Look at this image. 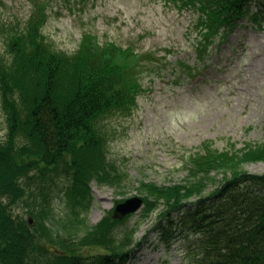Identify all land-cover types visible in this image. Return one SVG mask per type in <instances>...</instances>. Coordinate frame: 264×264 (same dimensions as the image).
<instances>
[{
	"label": "trees",
	"instance_id": "obj_1",
	"mask_svg": "<svg viewBox=\"0 0 264 264\" xmlns=\"http://www.w3.org/2000/svg\"><path fill=\"white\" fill-rule=\"evenodd\" d=\"M173 1L197 9L207 38L245 18L264 24V0ZM34 5L22 26L0 20L8 130L0 140V264H128L141 243L128 225L121 237L116 231L133 216L117 220L113 209L80 237L79 207L92 202L93 181L116 185L125 177L108 161L109 124L134 115L145 93L142 80L157 72L155 57L88 32L73 52L60 50L43 33L48 3ZM209 145L186 159L182 184L140 183L142 215L161 209L154 229L177 247L181 264H264V174L244 168L264 162V143L242 151ZM56 190L70 199L67 221L55 218Z\"/></svg>",
	"mask_w": 264,
	"mask_h": 264
},
{
	"label": "rangeland",
	"instance_id": "obj_2",
	"mask_svg": "<svg viewBox=\"0 0 264 264\" xmlns=\"http://www.w3.org/2000/svg\"><path fill=\"white\" fill-rule=\"evenodd\" d=\"M35 1L0 0L2 24L22 26ZM40 1L48 3L43 33L56 48L71 53L88 32L102 43L152 53L156 60L153 71L157 72L142 80L145 93L138 98L134 115L109 124L108 161L125 177L116 185L91 183L92 202L86 210L79 207L85 219L80 237L121 201L144 196L142 181L182 184L188 178L186 159L205 145L242 151L264 143V24L260 28L245 18L232 30L222 28L207 38L198 25L197 9H179L173 0ZM4 50L0 40V51ZM7 131L0 99V140ZM244 168L264 174V162ZM67 185L65 178L58 181L59 187ZM209 185L213 189L216 184ZM55 192V218L67 221L70 199L66 192L59 197ZM160 211L146 217L142 208L117 229L121 237L127 225L134 228L135 243H141L128 264L182 263L177 247H168L154 229Z\"/></svg>",
	"mask_w": 264,
	"mask_h": 264
},
{
	"label": "water",
	"instance_id": "obj_3",
	"mask_svg": "<svg viewBox=\"0 0 264 264\" xmlns=\"http://www.w3.org/2000/svg\"><path fill=\"white\" fill-rule=\"evenodd\" d=\"M114 209L113 217L117 220L125 219L127 216L140 212L144 207V197L135 196L117 204ZM32 222V220L30 221ZM33 223V222H32Z\"/></svg>",
	"mask_w": 264,
	"mask_h": 264
}]
</instances>
